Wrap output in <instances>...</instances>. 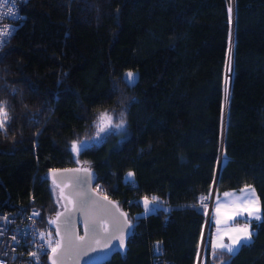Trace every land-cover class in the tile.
<instances>
[{
	"label": "trees",
	"instance_id": "16d2710c",
	"mask_svg": "<svg viewBox=\"0 0 264 264\" xmlns=\"http://www.w3.org/2000/svg\"><path fill=\"white\" fill-rule=\"evenodd\" d=\"M18 10L0 47V211L39 209L54 248L61 203L47 172L80 163L134 225L126 254L104 264H155L158 244L161 264H198L214 186L253 185L252 241L222 253L210 221L201 264H264V0H20ZM101 113L122 134L97 135ZM153 196L161 206L146 215L141 200Z\"/></svg>",
	"mask_w": 264,
	"mask_h": 264
},
{
	"label": "water",
	"instance_id": "95a60500",
	"mask_svg": "<svg viewBox=\"0 0 264 264\" xmlns=\"http://www.w3.org/2000/svg\"><path fill=\"white\" fill-rule=\"evenodd\" d=\"M47 179L57 188L61 203L60 210L49 222L59 242L53 248L55 251L49 253L50 264L54 261L55 264H104L116 254H126L134 225L114 199L95 188V173L89 166L79 163L52 169L47 172ZM215 191L216 186L207 204L210 208ZM53 220L56 222L51 223ZM70 237L74 245H70ZM118 237L123 239V247ZM204 243L203 237L198 264H201Z\"/></svg>",
	"mask_w": 264,
	"mask_h": 264
},
{
	"label": "built area",
	"instance_id": "2783aa9c",
	"mask_svg": "<svg viewBox=\"0 0 264 264\" xmlns=\"http://www.w3.org/2000/svg\"><path fill=\"white\" fill-rule=\"evenodd\" d=\"M19 1L15 0L14 6L10 0L9 3L0 6V17H2L0 32L12 30V35L16 32ZM9 7L13 8L14 15L7 14ZM40 216V210L35 207L0 211V264H47L53 247L48 245L45 237L40 238L42 235L39 227ZM158 246L160 251L157 252L155 249V264H161L159 256L161 245L158 244Z\"/></svg>",
	"mask_w": 264,
	"mask_h": 264
},
{
	"label": "rangeland",
	"instance_id": "374dc122",
	"mask_svg": "<svg viewBox=\"0 0 264 264\" xmlns=\"http://www.w3.org/2000/svg\"><path fill=\"white\" fill-rule=\"evenodd\" d=\"M129 72L133 73L135 77L134 82L131 84L128 82L127 76H126V74ZM123 78L128 84L132 85L137 81L138 73L136 71L127 70L124 72ZM106 122H108L107 119H105L104 123ZM124 129L125 128L115 129V130H117L119 134H122ZM94 141H96L95 138L92 141L87 142V144H91ZM225 193H229L230 195L226 196ZM143 200H141L142 203H143ZM152 204L150 205L151 208H153ZM160 206H161V203L156 202V205L154 204L155 208H158ZM205 207L207 208L206 209L207 212H209L208 210L210 207H208L207 205H205ZM248 208H253V209L258 208L259 212L257 214L260 215L261 218L257 220L255 219L254 216L249 217L246 211V209ZM237 211L241 212V215L236 216L235 220H230L229 216L235 215ZM261 219H262L261 203H260V199L257 194V191L253 185H246L240 189H231V190H226L223 192H218L214 195L211 208H210V213H208V222H207L208 224L206 227V231L204 230L205 236H203L204 241H206V237H207V233L209 229V223L211 221L212 246L216 249H219L218 245L221 243H224V244H230L233 247H236L239 249L241 245L233 244V241L232 239H230V237L243 236L244 233L239 232L238 229L246 228L247 232L251 234V239H250V242H251L253 239V234L255 233V230L252 228V224L254 222H259ZM249 220L250 222H247Z\"/></svg>",
	"mask_w": 264,
	"mask_h": 264
},
{
	"label": "snow or ice",
	"instance_id": "6c2138e0",
	"mask_svg": "<svg viewBox=\"0 0 264 264\" xmlns=\"http://www.w3.org/2000/svg\"><path fill=\"white\" fill-rule=\"evenodd\" d=\"M11 4L14 6L15 5V0H10ZM9 3V0H0V6H3L4 4H7ZM230 10V9H229ZM7 14L9 15H14L13 13V8L12 7H9L8 10H7ZM2 18V17H0ZM12 35V30H7V31H3V32H0V46H3V43L6 42V39L8 37H10ZM127 76V80L128 82L131 84L134 82V74L129 72L126 74ZM8 119V116H7V112L5 111V105L3 104V102H0V131H3L4 130V123L7 121ZM105 119L108 120V123L107 125L105 126L104 122H105ZM97 128H98V132H97V135H99V133L101 132H105L106 130V127L111 129V128H115V129H121L122 128V123H117V124H112L111 123V117H109L107 115V113H101L100 116L98 117V122H97ZM86 147H88V144L84 141H80L79 143H73L71 145V150L76 152V153H79L81 150H84ZM133 177H134V174L129 172L127 174V176L125 177L126 181H132L133 180ZM225 195H230L229 193H225ZM158 201V197H151V199H149L148 197H145L144 200H143V205H144V208H145V214L147 215L150 211H152L153 209L150 207V205L153 203V202H156ZM247 213H248V216L249 217H255V219L259 220L261 217L260 215H258L257 213L259 212V209L256 208V209H253V208H248L246 209ZM34 215H37V214H34ZM241 215V212L237 211L235 213V215H232V216H229V219L230 220H235L236 219V216H239ZM58 218V217H57ZM56 221L53 220L51 221V223H55ZM247 222H250L247 221ZM94 232L96 231L95 227H93L92 229ZM239 232H242L244 233L243 236L241 237H230V239H232L233 241V244H240L241 246L243 244H247L250 242V239H251V234L247 232V229L246 228H242V229H238ZM58 232V230H57ZM41 239H43V236L41 235L40 237ZM81 240L83 239V237L80 238ZM118 239H120L118 237ZM69 243L70 245H74L75 242L71 239V237L69 238ZM98 243V241H97ZM123 244H124V241L123 239H120V247H123ZM57 246H59V242H57ZM219 249L221 250L222 253H228V254H235L239 249L236 248V247H233L232 245L230 244H224V243H221L218 245ZM156 250L157 252L160 251L159 249V246L157 245L156 247ZM53 251H55V249H53ZM34 258H35V254H33ZM53 264H55V261L53 262Z\"/></svg>",
	"mask_w": 264,
	"mask_h": 264
},
{
	"label": "crops",
	"instance_id": "0c3cea01",
	"mask_svg": "<svg viewBox=\"0 0 264 264\" xmlns=\"http://www.w3.org/2000/svg\"><path fill=\"white\" fill-rule=\"evenodd\" d=\"M153 207V206H152Z\"/></svg>",
	"mask_w": 264,
	"mask_h": 264
}]
</instances>
